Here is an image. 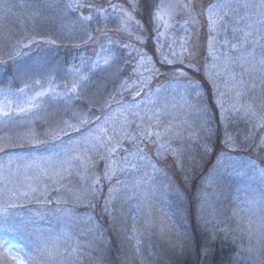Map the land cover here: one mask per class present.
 Segmentation results:
<instances>
[{"label":"rangeland","instance_id":"1","mask_svg":"<svg viewBox=\"0 0 264 264\" xmlns=\"http://www.w3.org/2000/svg\"><path fill=\"white\" fill-rule=\"evenodd\" d=\"M159 1L165 26L153 42L160 63L186 64L188 50L183 49L193 26L205 22L209 37L198 60L225 129L227 152L213 163L195 195L197 227L209 235L210 250L221 252L225 264H264V166L258 162V150L264 148V0ZM114 3L107 12L89 14L90 20L70 12L66 3L63 21L76 38L86 40L91 24L104 32L96 54L67 72V90L57 85L51 69L23 83L17 97L12 89L0 88L1 121L13 112L34 114L48 101H69L120 56L134 63L131 77L119 85L120 103L108 106L100 119L75 115L60 127L51 125L44 138L28 133L20 151L5 154L0 147V241L11 250L0 249V259L8 264L21 253L27 264H110L109 231L116 237L119 264H168V256L192 245L187 190L210 152L213 131L204 91L191 77L165 78L137 44L145 40L134 14L124 23L132 0ZM212 5H223L220 14L226 13L218 33L209 31ZM210 36L215 37L211 49ZM29 44L15 47L14 55L38 61ZM142 57L153 72L137 71ZM190 82L198 85L195 91L186 87ZM148 131L160 136L149 137ZM95 197L102 201L109 230L92 212L79 211Z\"/></svg>","mask_w":264,"mask_h":264},{"label":"trees","instance_id":"2","mask_svg":"<svg viewBox=\"0 0 264 264\" xmlns=\"http://www.w3.org/2000/svg\"><path fill=\"white\" fill-rule=\"evenodd\" d=\"M72 1L83 6L69 8L70 12H80L81 16L84 17H91L89 14L92 15L93 13L107 12L115 4V0H0V88L2 90L12 89L14 91L13 96L17 97L22 94L23 83L32 78L35 79L37 75L43 76V73L45 71L48 73L50 69L53 79L58 80L57 85L66 89L69 85L67 72L70 69L80 68L85 60L96 54L98 50L97 38L104 34L100 27L95 28L91 24V30L87 34L89 37L86 40H79L75 37V33L65 27L62 16L65 14L66 3L70 2L71 4ZM135 3V9H133L132 3L127 5L126 9L130 14H134L138 34L145 40V43H141L137 39V44L153 59L165 78L173 79L183 73V76L191 77L201 85L205 95V103L213 120L211 123L213 131L208 138L210 152L201 161L200 166L195 168L189 190H187L188 220L192 227V237H190L192 238V245L181 250L178 255L168 256V264H225V258L221 252L210 250L213 242L206 232L197 227V218L195 217L197 205L195 195L199 185L207 176L206 174L210 172L217 158L227 152L222 143L225 129L220 121L219 110L213 100L210 84L204 77L203 65L198 60V54L202 56L205 49L203 42H207L208 28L201 20L193 26L194 34L187 47L186 64L160 63V55L157 53L158 50L153 42V37L158 32H162L165 26L162 20L155 18L157 6L162 4L159 0H135ZM29 42L28 51L32 50L40 58L38 61L25 60L23 54L14 55L15 50L13 49L15 47L17 49L20 45ZM200 42L201 44H199ZM21 51L26 52V49H21ZM190 56L191 58L188 60ZM120 57L108 68L93 74L83 89L78 91L69 101H48L34 114L23 116L13 112L12 115L1 120L0 147L5 149L3 153L20 151L26 147L25 137L30 132L44 138L46 130L50 129L51 125L60 127L66 120L73 119L75 115L89 119H100L108 106L118 105L120 103L119 85L131 77L134 67L132 58ZM18 65L20 66L18 67ZM194 66L196 67L194 68ZM64 84L65 87H63ZM262 133L263 131L259 130L257 140ZM22 137L23 139H21ZM18 138H20V143H18ZM22 144L23 147L20 146ZM249 152V154H253L254 147ZM258 152L262 154L258 162L264 166V148H259ZM173 175L175 178L177 177L176 174ZM102 180L105 191L108 186L105 180ZM101 203L100 198L95 197L89 205L80 207L79 211L86 214L92 212L97 219L103 221L105 229L109 230V226L104 221L105 214L101 212ZM108 235L110 245L107 252L110 264H119L115 252L118 248L116 237L111 231L108 232ZM0 264L8 263L0 259Z\"/></svg>","mask_w":264,"mask_h":264},{"label":"snow or ice","instance_id":"3","mask_svg":"<svg viewBox=\"0 0 264 264\" xmlns=\"http://www.w3.org/2000/svg\"><path fill=\"white\" fill-rule=\"evenodd\" d=\"M132 5H133V9H135V7H136L135 0H132ZM82 6L83 5H80V4H69L68 5L69 8H76V7H82ZM113 7H115V6H113ZM222 7H223V5H212L207 10V15H208V19H209V31L210 32H217L218 33L219 29L221 27H223L222 21L225 20L226 13H225V15L220 14V8H222ZM124 15L127 17V20L124 21V23H127L128 21H130L132 19L131 14L128 13L127 11H125ZM161 15H162V10L160 8H158L156 13H155L157 20L160 19ZM83 19L90 20L91 17H84ZM157 27H159V25H157ZM244 35H245V37H247V36H250L251 33H245ZM214 42H215V37L210 36V39H209L210 49L212 48ZM227 43H228V41L225 40V44H227ZM241 46H243V45H241ZM182 48H183V45H182ZM231 48L233 50H235L237 48V45L232 44ZM183 50L187 51L186 48H184ZM249 55H251V53H249ZM213 58L217 59V57H215V56ZM169 62H171V61H169ZM104 63H108V61L105 60ZM98 66H99V64L97 63V67ZM140 68H143V70L146 72H153L154 71V69L149 66V60L145 59L144 57L141 58V63H140V65H138L137 71H139ZM181 75H183V73H181ZM141 76L143 79H147V77H143L142 73H141ZM76 87H77V85L74 84L72 91H75ZM186 87L191 88L192 90L195 91L198 88V85L190 82L188 85H186ZM44 94L45 93L41 92V93H38L37 95L39 96V95H44ZM137 94H139V93H137ZM197 94H199V93L197 92ZM29 103H31V101H29ZM24 110L25 109H23V108L20 109V111H24ZM4 114L7 115V112H5ZM82 123H83V121H82ZM100 131L105 132L104 129H101ZM153 134L157 135L158 137L160 136V133H153L152 131L147 132V136H149V137L152 136ZM96 139L99 140L100 137L97 136ZM31 143H32V146H36L34 142H31ZM20 146L23 147L24 145L22 144ZM205 149L207 150V145H205ZM3 150H4L3 148H0V151H3ZM111 151L114 152L115 148L113 147L111 149ZM111 174H112V170L110 169L109 171L105 172V177L110 178ZM98 182H99V178L97 177L96 181H94V183H98ZM24 195H27V193H24ZM0 249H4L6 252L11 251L10 249H8L6 241H0ZM12 259L15 261V264H27V261H28L27 255H25L23 253H21L19 256L13 254Z\"/></svg>","mask_w":264,"mask_h":264}]
</instances>
